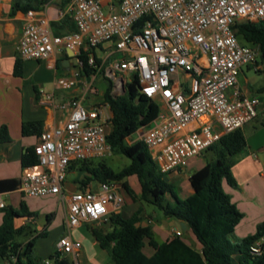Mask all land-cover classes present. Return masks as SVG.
I'll return each instance as SVG.
<instances>
[{"label":"built area","instance_id":"1","mask_svg":"<svg viewBox=\"0 0 264 264\" xmlns=\"http://www.w3.org/2000/svg\"><path fill=\"white\" fill-rule=\"evenodd\" d=\"M117 1L119 6L114 0H71L67 15L76 31L60 35L54 33L50 19L31 10L25 13L17 45L21 59L46 61L50 69L56 68L53 55L69 51L75 68L71 76L57 78L55 86L63 91L84 87L82 99L56 105L69 110V119L43 131L34 147L42 170L23 174L19 183L27 197L59 196L69 231L108 221L125 202L116 182L98 183L96 191L63 190L72 163L113 154L107 139L113 119L110 104L85 102L88 92L97 94L93 88L97 76L83 75L86 63L104 71L113 97L123 95L136 81L140 93L159 105L155 120L139 129L136 138L163 174L185 169L190 159L259 114L260 100L242 94L238 77L244 66L262 68L260 50L240 44L234 26L264 23V0ZM41 94L42 101L54 103V95L43 90ZM4 207L0 197V209ZM263 242L253 244L250 253L260 254ZM81 249V242L67 235L60 238L56 251L60 259L72 256L73 264H79Z\"/></svg>","mask_w":264,"mask_h":264},{"label":"trees","instance_id":"2","mask_svg":"<svg viewBox=\"0 0 264 264\" xmlns=\"http://www.w3.org/2000/svg\"><path fill=\"white\" fill-rule=\"evenodd\" d=\"M50 0H14L11 14L18 12L27 13L31 10L41 11ZM70 0H62L65 8ZM52 28L57 35L65 32H75L76 27L69 16L60 22H53ZM65 29V30H64ZM238 38L246 43L259 47L262 67L258 73H264V23H239L234 26ZM65 57H67L65 55ZM87 62V55L83 54ZM98 64L100 63L98 59ZM85 77L98 75L104 71L85 64L83 70ZM14 75L23 76V59L18 55L14 65ZM112 82L109 80V88L104 94V101L108 102L113 112L112 129L107 139L112 146L113 153L121 154L130 160V164L121 171L115 172L104 163L96 167H90L89 161L74 162L69 170L87 172L83 184L90 182H116L121 184L123 191L133 202L153 205L163 212L165 218L184 222L192 230L197 240L202 245L201 251L189 247L176 235L172 240L158 244L150 227L140 225L142 221V209H138L131 215L125 213L112 214L109 223L114 225L113 231L104 234L100 229H92V235L103 250H107L114 264H234L233 257L239 255V264H264V242L261 253L252 255L250 248L258 240L264 239V222L258 226L254 235L248 236L239 244L231 242L230 235L240 224L244 215L232 202L231 196L223 189L226 181L235 186L231 169L238 156L247 148L246 136L242 129L224 135L217 143L205 151L211 157L206 165L195 171L189 177L190 185L194 193L185 200L175 197L172 186L167 183L158 165L152 160L145 144L136 140L129 144L128 140L142 127L150 125L157 117L159 105L142 95L136 81L127 85L123 95L112 96ZM263 91V89H260ZM24 136L40 134L39 122L25 123L22 127ZM8 128H0V146L9 143ZM22 166L32 167L38 164V157L34 147L28 148L22 155ZM136 177L140 184L141 193L138 198L128 182V178ZM18 181H2L0 188H19ZM172 194L176 200V206H171L166 196ZM21 211L12 207L0 209L3 214V222L0 226V261L15 260V264H41L35 257V244L38 238L47 236V232L38 233L25 244L17 241L20 236L30 237L35 233L30 225L16 227V221L21 218L35 217L30 213L24 203ZM48 221H50L48 217ZM145 239H149L150 246L155 249L152 257H146L142 248ZM52 259L55 264H67L59 258L55 251Z\"/></svg>","mask_w":264,"mask_h":264},{"label":"crops","instance_id":"3","mask_svg":"<svg viewBox=\"0 0 264 264\" xmlns=\"http://www.w3.org/2000/svg\"><path fill=\"white\" fill-rule=\"evenodd\" d=\"M13 1L3 0L0 4V128L3 126L7 127L11 138L9 143L0 146V182L12 180L20 182L23 174L32 171L40 172L42 170L37 165L23 167L21 162L22 155L28 148H33L38 144L39 137L43 131L61 127L68 121L70 115L69 110H59L56 105L68 102L73 98L82 99L84 97L83 86L70 91L59 90L55 86L57 78L71 76L75 68V62L68 53H56L52 56L51 60H56L55 69L48 68L46 61L23 60V76L17 77L14 75L15 60L18 57L17 45L22 35L25 13L18 12L12 15L11 8ZM68 7L69 5L63 8L62 3L60 6H54L48 3L38 12V15L50 19L51 24L53 22H60L66 16H69L67 15ZM61 14H64V16L61 17ZM66 60H68V65H65ZM43 67L52 72L50 76L44 73ZM239 87L242 94L253 96L248 89L242 88L240 85ZM42 90L49 95H54V103L42 101ZM86 99L85 102L87 105L94 104L92 100ZM259 110V114L264 116V106L261 103V99ZM33 122H39L41 124V133L38 135L30 134L24 136L22 133L23 124ZM246 125L243 127V131ZM246 142V151L237 157L231 169L235 186H231L226 181L223 183L224 191L231 196L232 202L244 215L240 224L230 235L231 242L235 244H239L246 237L254 235L257 232L258 226L264 222V127L261 126L256 129L250 139L246 137ZM191 160L189 162L190 164L194 163L192 168L194 172L204 167V165L195 163L194 161L191 162ZM77 171H67L63 186V190L66 193L85 189L96 191L98 189V182H90L84 185L83 181L87 175L81 176ZM191 174L187 173L186 168L165 174V177L172 179V183L178 187L183 182L188 181L189 187L187 189L179 187L182 197H179L178 194L173 192L179 200H185L194 193L189 182ZM128 182L132 189L136 191V194L141 193V189L137 191L135 188L137 185L140 188L136 177L128 178ZM11 189L9 187L0 188V197L5 207L14 208L15 199L13 195L20 194L22 197L24 195L19 191V188L15 190ZM126 196L124 195V199L129 204L130 201L128 200H130V197L127 194ZM51 197L56 198L63 206L59 196ZM175 197L172 194L166 196L168 203L173 207L176 206ZM22 203L24 202L21 201L20 206ZM63 209L66 216L64 206ZM28 211L35 213V217L18 219L16 221V227L23 226L27 221H30L32 223L30 226L35 231L30 236V239L43 231L48 232L47 227L52 220L51 216H46L45 223H42L38 213L35 212V208L30 205V210ZM121 212L124 213L122 209L119 213ZM154 215L149 214L143 208L140 225L151 228L153 238L158 244L166 243L176 235H180L185 244L196 251H201L202 245L190 228H187L182 234H178L175 226H172L176 221L165 218L164 216L161 220H157L154 218ZM48 217L50 221H48ZM2 222L3 214L0 212V226ZM84 228L89 233L87 237L82 236ZM114 228L115 226L110 224L109 220L100 225L85 224L72 231H69L67 227L66 234L82 244V249L78 256L79 264H114L109 251L101 249L92 235V229H100L104 234H107L113 231ZM66 234L63 236H67ZM75 235L76 237H74ZM149 242V239H145L144 247L142 248V252L146 257H152L155 254V249L150 246ZM68 257L73 264L74 257L72 256H67L62 259L67 262L66 259ZM238 259L239 255L237 254L233 257V263L239 264ZM0 264H15V260L0 261Z\"/></svg>","mask_w":264,"mask_h":264},{"label":"rangeland","instance_id":"4","mask_svg":"<svg viewBox=\"0 0 264 264\" xmlns=\"http://www.w3.org/2000/svg\"><path fill=\"white\" fill-rule=\"evenodd\" d=\"M71 0L69 1V3ZM62 3V0H50L49 4L54 6H60ZM69 3L67 5H69ZM114 3L116 6H119V2L117 0H114ZM104 13H108V9H103ZM238 41L242 45L252 46L249 43H246L244 40L238 38ZM75 62V61H74ZM260 68L259 70H261ZM43 71L46 75L50 76V71H48L46 68L43 67ZM129 79V77H128ZM109 78L100 72L97 75V78L95 80V83L93 85V88L97 91V94L94 95L92 92H88L87 99L92 100V102H103L104 100V94L109 88ZM239 85L242 88L248 89L251 94L254 97H257L259 100L261 99V103H263L264 106V73H258L254 70L252 67H242V71L238 77ZM260 89H263V91H260ZM122 95V94H120ZM114 96H118L117 94H114ZM86 99V100H87ZM260 111V110H259ZM264 127V116L262 114H258V118L248 123L245 127L244 133L245 136L250 139L251 136L254 134L255 130L259 127ZM146 130V129H145ZM136 135H132L131 139L128 140V143L131 144L135 142ZM211 160V157L203 153L199 157L192 158L191 162L194 161L195 163L206 165L207 161ZM190 161V160H189ZM188 161L186 171L187 173H193V165L194 163L190 164ZM90 167H96L100 163L106 164L108 167L113 169L115 172L121 171L124 167L128 166L130 164V160L121 155V154H112L111 156L100 158V159H93L89 161ZM77 171V170H76ZM81 176L88 175L85 171H77ZM164 180L169 183L172 186V191L179 195V197H182L181 192L179 190V187L182 189H187L189 187L188 181L183 182L181 185L176 186L174 183H172V179L169 177H165ZM136 190L138 191L140 188L139 186H135ZM134 190V189H133ZM135 191V190H134ZM136 194V191H135ZM123 195L126 196L125 192ZM138 193L136 194L138 198ZM15 202L13 207L19 211L20 209V202H24V204L27 207V210H30V205L35 208V212L38 213L40 221L42 223H45L46 216H51L52 220L50 222V225L47 227V237L38 238L36 240L35 244V252L34 257L41 263V264H55L56 261L52 259L55 251L57 250V244L63 235L67 233V219L64 213L63 206L61 203L57 201L54 197H22L20 194L13 195ZM127 198V196H126ZM129 204L125 201L121 207L122 211L126 215H131L138 209L145 208L149 214H155L154 218L157 220H161L163 218V212L159 210L157 207L153 205H148L145 203H142L141 201L137 200V202H133L131 199ZM82 236H89L88 231L86 228L82 231ZM67 235V234H66ZM76 237V235L74 236ZM30 237L26 236H20L17 238V241L24 243L26 242ZM67 264H72L69 257L66 259Z\"/></svg>","mask_w":264,"mask_h":264},{"label":"water","instance_id":"5","mask_svg":"<svg viewBox=\"0 0 264 264\" xmlns=\"http://www.w3.org/2000/svg\"><path fill=\"white\" fill-rule=\"evenodd\" d=\"M68 55L71 57L72 54L68 51ZM263 56H261V61H263ZM65 65H68V60L65 61ZM172 225V224H171ZM172 226H175L176 228V231L179 233V234H182L184 231L187 230V225L184 223V222H174V224Z\"/></svg>","mask_w":264,"mask_h":264}]
</instances>
